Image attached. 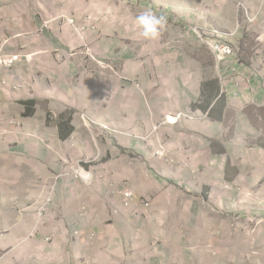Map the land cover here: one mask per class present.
<instances>
[{
    "label": "crops",
    "instance_id": "crops-1",
    "mask_svg": "<svg viewBox=\"0 0 264 264\" xmlns=\"http://www.w3.org/2000/svg\"><path fill=\"white\" fill-rule=\"evenodd\" d=\"M183 1L232 37L236 56L213 59V77L184 69L201 20L179 0H153L168 36L180 32L174 49L107 39L120 29L70 13L17 21L3 52L19 61L0 75V251L14 250L0 264H186V249L202 264V251L227 249L232 217L246 232L264 216V0ZM0 27L3 49L9 19Z\"/></svg>",
    "mask_w": 264,
    "mask_h": 264
},
{
    "label": "rangeland",
    "instance_id": "rangeland-1",
    "mask_svg": "<svg viewBox=\"0 0 264 264\" xmlns=\"http://www.w3.org/2000/svg\"><path fill=\"white\" fill-rule=\"evenodd\" d=\"M40 3L42 6H39ZM173 6L177 9V11H181V9L187 7L183 0H179V2ZM188 6L191 9L194 7L191 6L190 3ZM147 8H151L157 14H163L166 16L168 14L164 8L161 9L160 7H156L153 0H0V20L1 18H8L10 21V32L6 34L8 39L4 41L5 44L2 46L3 49L0 48L2 61L6 62L7 65H0V75L3 72H12L13 69L17 67L15 64L19 61L18 57L9 56L3 52L5 50V46L9 45L10 38L15 37H13V33L17 30L19 23L17 21H26L30 18L38 16L40 13L42 16H44L43 18L50 21L58 17L67 16L66 13H70L72 16H75V18L77 16L82 25H89L93 30H96L97 27L100 29H106L107 31L113 27L120 29L121 32H118L116 37L113 35H108L106 37L107 39L121 38L122 41H130V39H134V42L136 40L142 39L133 27L134 17L140 11ZM181 12L184 14H196V18L201 20V23L194 25L192 24L189 26V34L193 35V41L192 44L191 42L185 41L183 45L185 47V53L187 56V65L184 67V69H203V79L207 76H210V72L213 77L215 59L209 48L205 45V42H223L225 40V33L228 34L226 40H230L232 37L225 29V26L210 25L208 13L206 11L199 13L197 11L185 9ZM240 12L242 11L240 10ZM211 21L212 20H210V22ZM20 25H22V23H20ZM171 29L181 30L183 28L171 27ZM179 36L180 32L179 35L171 32V35L168 36V30H166L165 27L160 36L155 40L161 39L164 44L166 43L167 45H170L171 49H174L178 48V45L180 44L179 39H177ZM248 44L252 45L253 43L249 42ZM255 60L258 62L260 59ZM13 61H15V63L10 65V63ZM195 64H198L199 67H197ZM109 70L113 71V69ZM222 70L223 69L218 67V72ZM119 72H122V69H119ZM219 81L224 83L225 80L221 76ZM2 85H6V83H2ZM83 114L86 115V113ZM49 116L54 118L53 114H49ZM105 117V125H111V127H113V121H109L107 115ZM6 125L13 130L22 127L17 117H10L8 122H6ZM45 125L46 129L48 130V120ZM92 129L97 130V128ZM80 171L83 170H67L64 172L73 175L78 180L85 182L93 179L92 173L86 170L83 172L85 174H90L91 178L89 180L82 179L79 175ZM52 197V192H49L48 197L46 196L45 205L51 203ZM42 212H45V206L41 208V213ZM236 218L237 217H232L233 227L230 230L231 232L229 231V234L226 235L228 242L227 249H222L220 255H218L216 251L214 256L212 255L214 251H212L211 255L210 252L205 253L204 255V252L202 251V264H212L210 259H213V261L219 259L220 264H264V216L260 217L258 222L257 218L253 223L246 221V223L250 225V227L247 226L248 230L246 232L242 231L243 229L238 228L239 224H244L241 223L243 222L242 220L235 221ZM7 236V227H0V238H6ZM215 237H217V240L220 239L218 236ZM80 238L81 234L79 236V239ZM14 242L21 243L22 240L16 239ZM105 243L107 246L106 248H108L109 243L107 241H105ZM13 252V249L0 251V260H2L3 257H6L7 260H10V258H12L11 254H13ZM105 255L106 251H102L100 257L96 256L94 260H100V258L105 257ZM184 255L186 264H196L198 262L197 256H195L193 259V251L186 249L184 251ZM178 262V260L174 259L170 261V264H178Z\"/></svg>",
    "mask_w": 264,
    "mask_h": 264
},
{
    "label": "clouds",
    "instance_id": "clouds-1",
    "mask_svg": "<svg viewBox=\"0 0 264 264\" xmlns=\"http://www.w3.org/2000/svg\"><path fill=\"white\" fill-rule=\"evenodd\" d=\"M167 25V17L151 8L140 11L133 20V27L145 40L157 39Z\"/></svg>",
    "mask_w": 264,
    "mask_h": 264
},
{
    "label": "built area",
    "instance_id": "built-area-1",
    "mask_svg": "<svg viewBox=\"0 0 264 264\" xmlns=\"http://www.w3.org/2000/svg\"><path fill=\"white\" fill-rule=\"evenodd\" d=\"M227 36L228 34L225 33V40L223 42H214V41L205 42V45L209 48L210 52L214 56V59L218 65H224L230 62L236 56L235 49L232 47V45L225 44ZM14 63L15 61L11 62L10 65H13ZM1 64L7 65L6 62L2 61L1 52H0V65ZM177 118H180V117H177ZM160 151H162V148ZM160 151L158 152V154L160 153ZM79 175L82 179H83V176H88V180L91 178L90 174H87V173L85 174L83 171H80ZM133 196L134 194L131 191H126L123 193V197L128 200L132 199Z\"/></svg>",
    "mask_w": 264,
    "mask_h": 264
},
{
    "label": "bare ground",
    "instance_id": "bare-ground-1",
    "mask_svg": "<svg viewBox=\"0 0 264 264\" xmlns=\"http://www.w3.org/2000/svg\"><path fill=\"white\" fill-rule=\"evenodd\" d=\"M91 177V176H90ZM84 180H88V176H83ZM94 179V178H93ZM48 197V196H47Z\"/></svg>",
    "mask_w": 264,
    "mask_h": 264
},
{
    "label": "trees",
    "instance_id": "trees-1",
    "mask_svg": "<svg viewBox=\"0 0 264 264\" xmlns=\"http://www.w3.org/2000/svg\"><path fill=\"white\" fill-rule=\"evenodd\" d=\"M213 82H214V81H213ZM213 82H212V83H213ZM218 93H219V92H218ZM211 94H213V91H212V93H211Z\"/></svg>",
    "mask_w": 264,
    "mask_h": 264
}]
</instances>
